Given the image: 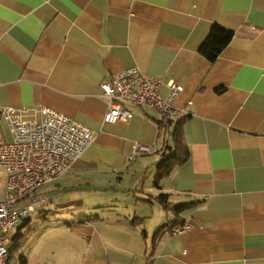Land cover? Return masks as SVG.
I'll return each mask as SVG.
<instances>
[{
    "label": "crops",
    "instance_id": "1",
    "mask_svg": "<svg viewBox=\"0 0 264 264\" xmlns=\"http://www.w3.org/2000/svg\"><path fill=\"white\" fill-rule=\"evenodd\" d=\"M215 25L233 37L211 62L200 47ZM133 67L164 97L179 86L190 113L187 160L148 194L141 179L177 123L132 104L128 123L105 121L101 85ZM34 106L95 140L36 193L46 201L12 232L13 264H264V0H0V145L13 139L2 110Z\"/></svg>",
    "mask_w": 264,
    "mask_h": 264
},
{
    "label": "built area",
    "instance_id": "2",
    "mask_svg": "<svg viewBox=\"0 0 264 264\" xmlns=\"http://www.w3.org/2000/svg\"><path fill=\"white\" fill-rule=\"evenodd\" d=\"M160 86V80L145 75L137 67L103 83L101 89L109 100L105 121L128 123L133 118L129 104L148 107L169 120L190 114L176 106L179 86L170 84L166 97ZM1 116L13 137L11 142L0 145V169L7 177L4 199L0 202V264H8L12 232L46 201L36 193L67 174L94 142L95 134L74 118L45 106L6 107ZM135 150L146 151L140 145ZM24 201L27 203L21 204ZM187 229V225H180L173 232L183 233Z\"/></svg>",
    "mask_w": 264,
    "mask_h": 264
},
{
    "label": "trees",
    "instance_id": "3",
    "mask_svg": "<svg viewBox=\"0 0 264 264\" xmlns=\"http://www.w3.org/2000/svg\"><path fill=\"white\" fill-rule=\"evenodd\" d=\"M233 37V32L229 31L219 25H215L209 35L207 36L206 40L200 47V53L207 58L211 62H215L223 49L229 44L231 38ZM184 117H181L179 120H169L163 117L160 118L161 124L168 125L170 123H177L176 128L173 132V147H170V153L165 155L162 160L158 164L159 173L155 179V185L160 188V184L162 180L172 171L173 167L177 164H182L184 161L187 160L189 152L187 146L184 142L183 132L181 128V124ZM169 148V147H167ZM159 202L165 209H169L168 203V195L160 194L158 196ZM184 207H178L174 211L178 215L183 210ZM91 216L88 217L90 220ZM176 223H169L168 225L161 228V230L157 233L159 236L164 230L175 226ZM15 246H12L9 250V259L8 264H13L14 259V251L18 248L21 243V239H18V236L14 239ZM20 264L26 263V257L22 256L18 259Z\"/></svg>",
    "mask_w": 264,
    "mask_h": 264
},
{
    "label": "rangeland",
    "instance_id": "4",
    "mask_svg": "<svg viewBox=\"0 0 264 264\" xmlns=\"http://www.w3.org/2000/svg\"><path fill=\"white\" fill-rule=\"evenodd\" d=\"M153 168L154 167L148 168L146 175H144L143 178L141 179V185H140L139 188L140 189L143 188V190L145 192L144 194H148L149 191H151V187H152L153 181L155 180V177L158 175L156 170H154ZM153 170H154V173H151ZM140 176H142V175H140ZM144 179H146L144 181L145 186L143 185V180ZM5 185H6L5 174H4V171L2 169H0V201L3 199L4 193H5ZM40 189H39L38 192H40ZM132 195H134V194H132ZM37 213H38V210L35 213H33L31 215V217H33V219H36V218L38 219L39 217H38Z\"/></svg>",
    "mask_w": 264,
    "mask_h": 264
}]
</instances>
